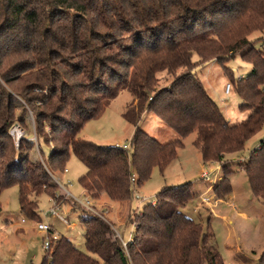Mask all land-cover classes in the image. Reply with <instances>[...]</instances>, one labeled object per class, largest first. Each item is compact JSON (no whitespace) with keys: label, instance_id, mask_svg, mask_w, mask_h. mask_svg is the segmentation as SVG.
<instances>
[{"label":"trees","instance_id":"16d2710c","mask_svg":"<svg viewBox=\"0 0 264 264\" xmlns=\"http://www.w3.org/2000/svg\"><path fill=\"white\" fill-rule=\"evenodd\" d=\"M255 33H261L257 41L264 40V0H0V92L5 91L1 81L16 89L15 82L24 78L15 79V73L22 69H38L40 81V65L49 67L55 48L79 58L78 72L69 74L67 86L39 100L43 106L36 111L39 150L41 142L49 146L51 141L43 136L46 123L58 133L47 165L22 152L25 140L17 153L19 160L7 162L14 152L10 126L15 118L21 123L25 119L13 107V96L6 91L0 94L4 96L0 99V137L9 139L0 147V197L17 187L22 215L41 221L37 198L42 194L54 197L57 185L52 173H64L73 153L87 169L79 179L85 193L94 200L105 196L126 205L133 198L132 176H136L135 186H141L155 168L164 174L179 160L186 138L194 135L193 146L202 164L221 166L222 178L213 194L226 200L233 191L230 177L236 159L264 130V51L250 39ZM125 34L135 36L125 50L127 60L116 62L127 69L124 75L113 88L96 82L91 90L86 82L98 74H109L104 62L108 48L103 41L110 36L119 41L118 36ZM194 55L199 57L197 62ZM237 56L252 66L248 75L235 80L230 69L225 71L242 100L240 108L249 114L231 124L195 68L211 61L225 67ZM163 72L173 80L158 89V75ZM41 82L46 87L51 82L49 68ZM124 90L133 97L123 115L135 128L129 148L81 139L85 125L100 118ZM16 92L34 105L26 88ZM88 92L96 96L90 110L83 105ZM146 112L156 115L177 137L160 142L150 136L140 127ZM62 113L71 120L55 118L64 117ZM239 166L253 196L264 204V139ZM198 196L191 182L163 188L156 201L145 204L140 213L131 212L127 224L135 225V234L126 247L109 217L88 212L81 216L88 252L61 236L45 250L41 264H225L211 226L205 227L184 212ZM238 261L245 264L248 260ZM255 264H264V252Z\"/></svg>","mask_w":264,"mask_h":264},{"label":"rangeland","instance_id":"374dc122","mask_svg":"<svg viewBox=\"0 0 264 264\" xmlns=\"http://www.w3.org/2000/svg\"><path fill=\"white\" fill-rule=\"evenodd\" d=\"M63 18V17H62ZM72 18V16H71ZM73 19V18H72ZM73 21V20H72ZM50 30V27L48 31ZM137 31L136 34H139ZM134 34H125L124 37L118 36L114 38L110 36L103 41V46L107 45L108 50H105V65L106 70L109 72L106 76L103 74H98L92 81L86 82V86L91 90L96 85L103 83L108 87H115L119 76L124 75L127 70L125 67H121L116 62H121L122 60H127L125 55V50L128 48L129 44H132L134 40ZM261 36V33L253 34L250 39L254 42V46L258 50L264 51V40L257 39ZM54 46V45H52ZM120 46V47H118ZM53 60H49V67L40 65V81L36 78L37 71H24V69L17 71L15 73V79L24 78L22 82H15L14 88L6 85L1 81V84L6 92L11 94L14 98L13 107L15 109H20V114L24 116V123H21L18 119H14L12 126L9 129L10 142L14 152L8 157L7 162L19 160L18 152L20 151V145L22 140L25 142L22 145V152L28 153L32 161H41L46 165V160L48 159L51 147L55 146L56 143L53 138L58 136V133L52 132V127L50 123H46L45 130H43V136L51 140L49 146L41 142V151L38 148V134H40V124L37 123L36 111L40 112V108L43 106L39 100L46 99L51 95V92L60 91V88L67 86L69 81V74H74L78 72L79 69V58L74 55H67L63 53L59 48H55L51 51ZM22 60V59H21ZM199 60L198 55H194L193 61L197 62ZM49 68L51 75V82L46 87L42 83V78L45 69ZM225 68H228L232 72V76L235 80L246 77L251 71L252 66L249 63L244 62L240 56L230 61L224 66L217 63L216 61H211L206 63L204 66L198 65L195 68V74L203 82L204 86L208 90L209 94L215 99V101L221 107L224 115L231 124L241 122L248 116L249 112L240 108L242 104L241 98L237 95L235 90L229 96L224 94L225 86L228 83H232L229 74H226ZM160 82L158 84V89H162L170 85L173 80L172 76H169L167 72L160 73L158 75ZM27 89L30 97L34 100V105L28 104L22 97L16 92L20 89ZM1 91V93H5ZM3 95L0 99H3ZM96 96L94 92L85 93L84 97V109L90 110L92 108V102L95 100ZM7 99H4L5 106L7 105ZM133 103V97L130 92L124 90L120 93L117 99H115L110 107L105 111V113L98 119L89 121L83 131L80 134V138L86 141L93 142L97 145H114V146H130V140L135 131L134 126L124 119V113ZM64 117H55L63 122H68L71 120L69 115L62 113ZM17 116V115H16ZM19 118V117H17ZM54 119V120H57ZM56 122V127L59 122ZM64 124V123H61ZM37 127V128H36ZM140 127L146 131L150 136L157 139L160 142H168L177 137V134L165 125L156 115L153 113L146 112L142 116L140 122ZM16 130H20L22 135L18 137ZM195 136L191 135L185 140V148L179 152V160L175 161L170 165L164 174H162L159 169L155 168L153 170L151 179L145 182L141 186L133 187V198L131 203L122 205L120 203H111L106 197L102 196L97 200H92V204L96 209L103 213L107 210L108 214L106 218L110 215L112 222L115 226L117 232L123 237L125 241H128L130 235L135 233L132 229V224H127V219L131 212L136 211L140 208L142 210L143 206L148 203H152L157 200V195L165 187L178 186L185 183H192L193 189L197 193H203V195L208 192V188L219 182L222 178L221 166L217 163L211 164L209 166L201 165L196 157V150L193 146ZM264 139V130L255 135L246 145L245 150L241 154L240 158L235 161V166L233 167L234 173L230 177L233 186V196L237 199L241 205L247 208L248 217L246 219H241L238 225L236 222V228L239 229V239L242 237L245 243L252 237L251 233H259L256 224L260 226L264 221V205L261 204L251 192V188L248 182V178L243 170H241L239 164L243 161H247L253 151L259 146L260 142ZM40 142V141H39ZM9 143V139L6 137H0V147H4ZM66 170L68 172L53 171L52 181L57 185V189L54 191V198L56 197L57 202L62 206V214L66 217L69 225L64 224L58 219L52 217H45V213L49 211L54 203L50 196L47 194H42L37 198L39 202V214L41 221H31L25 218L21 211L19 205V191L17 187H12L5 190L0 197L1 209H0V264H41L43 257L46 254L44 249V239L46 237L45 233L40 232L37 229V225L40 222L51 224L57 234L61 237H66L70 239L80 250L83 252H88L85 241H84V229L81 224V216L86 215L88 211L81 206L77 201L84 200V190L80 186L79 179L85 175L87 169L85 166L71 153L70 159L67 163ZM218 172V180L213 185L205 182L200 178L203 171ZM213 178V176L211 177ZM215 179V178H214ZM61 182V186L58 185L57 181ZM65 188V189H63ZM213 190V188H212ZM67 191L71 195V198L66 197ZM208 197H213V192L209 191L207 193ZM198 196L196 201L192 202L184 212L200 222L205 227L210 223L211 228L217 234L220 244V251L223 254L225 264H240L236 258L226 252L225 244L228 243L229 239V228L227 224L216 219L222 218L223 216H228L233 218L237 214L231 206L227 207L219 203V198H213V204L208 205L203 203L202 196ZM74 200H73V199ZM146 200L140 203L138 199ZM228 199V198H227ZM226 199V200H227ZM75 200L77 202H75ZM217 203V204H216ZM237 202H235L236 205ZM234 205V206H235ZM195 208L198 211H195ZM199 212H202L199 215ZM214 212V213H213ZM213 214V215H212ZM125 220L126 226L117 223L116 219ZM236 217V216H235ZM26 219L27 222L23 223L22 220ZM235 219V218H234ZM254 238L255 235L253 234ZM235 244H241L239 241ZM245 264H254L253 261L255 257L248 258ZM259 259V258H258ZM257 259V261H258Z\"/></svg>","mask_w":264,"mask_h":264},{"label":"crops","instance_id":"0c3cea01","mask_svg":"<svg viewBox=\"0 0 264 264\" xmlns=\"http://www.w3.org/2000/svg\"><path fill=\"white\" fill-rule=\"evenodd\" d=\"M224 94H225V92H224ZM195 150L197 152L196 153L197 159L199 160V162L201 163V165H203L202 162H201V160H200V157H199V154H198V151H197L196 148H195ZM197 194L199 196L200 195H203V193H197ZM239 201L237 199H235V197L233 196V192L228 197L227 200H222V199L219 200V203H218L219 205L220 204H223V205H226L227 207L231 206L233 208V210L237 214H235L236 217L234 216L233 218L228 217V216H223L221 219L220 218H216V219L224 222L225 224H227L228 227H230L229 228V239H227L228 243L225 244V250H226V252H228L232 256V258H236L237 261H238V258H246V260L250 261V259H248V258L255 257L256 259L253 261V263L255 264L257 262V259L260 258L261 254L264 252V221H263L262 225L260 224V226L258 224H256V227H257V229H259L258 231H259L260 234H257V231H256V233L254 232L253 234L255 235V238H254L253 234L251 233V236L252 237L248 240L247 243H245V241H243L242 237L239 239V235L240 234H239L238 230L239 229H242V228L237 229L235 227L236 226V222H237L238 225H242V223H239V221L241 219H246L248 217L247 208L244 205H241V203ZM235 202H237L236 205H235ZM259 202H261V201H259ZM111 203L113 204L114 202H111ZM261 204L264 205L262 202H261ZM195 211H198L197 208H195L194 212ZM201 213L202 212H199V215H201ZM196 214H198V213H196ZM112 215H113V213H112ZM112 215L109 216V219L110 220H112V218H111ZM263 217H264V215H263ZM114 219H116L117 223H119L120 225L126 226L125 220L120 219L119 217H117V218L114 217ZM208 225L211 226L210 223ZM132 229L135 231V226L133 224H132ZM134 234L135 233H133V234L130 235V238H129L128 241H125L123 239V237L120 234L119 235H120V237L122 238V240L124 242H129V241H131L133 239ZM217 238H218V236L215 233V239H216L218 248L220 250V244H219V241L217 240ZM237 241H239L241 244H235V243H237ZM220 252L222 253V251H220ZM222 256H224V255L222 254ZM238 262L240 264H243L240 261H238Z\"/></svg>","mask_w":264,"mask_h":264},{"label":"built area","instance_id":"2783aa9c","mask_svg":"<svg viewBox=\"0 0 264 264\" xmlns=\"http://www.w3.org/2000/svg\"><path fill=\"white\" fill-rule=\"evenodd\" d=\"M232 89H233L232 85H231L230 83H228V84L225 86V94H226L227 96L230 95L231 92H232ZM16 134H17L18 137H21V135H22V133H21L20 130H16ZM120 147H123V148L126 149V150L129 148V146H120ZM220 169H221V168H220ZM65 172H68V170L65 169ZM212 176H213V178H211ZM200 178H201L202 180H204L205 182L209 183L210 185H213V184L216 183L217 180L219 179V178H218V172H217V171H216V172H210V171H207V170H205V171H203V172L201 173ZM214 178H215V179H214ZM56 181H57V183H58L59 186L62 185L61 182H60L59 180H56ZM132 183H133V186H135V184H136V176H135V174L132 176ZM212 188H213V186H210V187L208 188V190L213 192ZM63 189H65V188H63ZM209 191L206 192V193L202 196V200H201V201H202L203 203H205V204L211 205V204H213L212 202H213V198H214L215 196H213V197H208L207 195H209V194H207V193H209ZM213 195H214V194H213ZM66 197L71 198V195L69 194L68 191H67ZM50 198L52 199L54 205H53V207H52L49 211H47V212L45 213V217H47V218L52 217V218H55V219L60 220L61 222H63V223L66 224V225H69V223H68L66 217H65V216L62 214V212H61V210H62V206L57 202L56 197H55V198H54V197H50ZM72 199H73V198H72ZM73 200H74V199H73ZM92 200H93V198H92L88 193H85V192H84V200H83V201L77 200V201H78V202L81 204V206L84 207V208H85L90 214H92V215H94V216H96V217L102 218V219H106V216H107V214H108L107 210L104 211L103 213L99 212V211L96 209V207L93 206V204H92V203H93ZM138 200H140V203H143V202L146 201V200H144V199H140V198H139ZM77 201L75 200V202H77ZM78 202H77V203H78ZM79 203H78V204H79ZM216 204H217V203H216ZM197 210H198V209H197ZM140 211H141V209L139 208V209L137 210V213H140ZM22 222H23V223H26L27 220H26V219H23ZM134 226H135V225H134ZM37 229H38L40 232L46 234V237H45V239H44V245H43V246H44V249H45L46 251H47V250H50V248H51V246H52V243L55 242V241H58L59 238H60V236L57 234V232L55 231L54 227H53L51 224H46V223L40 222V223H38V225H37ZM123 244H124V246L126 247L127 242H123Z\"/></svg>","mask_w":264,"mask_h":264}]
</instances>
